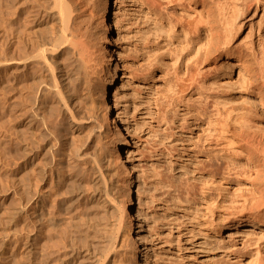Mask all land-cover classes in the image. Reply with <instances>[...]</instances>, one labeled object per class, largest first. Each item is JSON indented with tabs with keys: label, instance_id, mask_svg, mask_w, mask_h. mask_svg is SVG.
Instances as JSON below:
<instances>
[{
	"label": "bare ground",
	"instance_id": "1",
	"mask_svg": "<svg viewBox=\"0 0 264 264\" xmlns=\"http://www.w3.org/2000/svg\"><path fill=\"white\" fill-rule=\"evenodd\" d=\"M187 1L196 17L193 22H188L189 27L181 28L180 32L176 30L177 35L187 40H197L203 35L200 41L204 46L202 62L219 63L225 68L220 75L227 79L229 86L246 83L245 95L249 96L252 92L264 111V0ZM92 2L89 5V0H45L44 4L41 0H8L6 14L0 12L8 16L7 25L11 26V29L8 28L13 34L11 44L17 42L12 46L16 54L12 52L15 55L19 53L17 57L11 55L7 64L1 58L0 66L5 64L25 69L33 63L30 64L33 68L36 64L43 67L46 49L35 45L38 37L33 34L37 31L32 32L39 23L40 11L49 9L51 42L57 51L54 50L58 60L55 65L57 63L59 70L56 76L58 72L55 74L53 71L56 68L54 63L48 65L46 59L47 68L52 70L51 80L42 79L39 72L40 75L30 73L31 84L26 82L30 87L20 99L22 104H15L22 95L18 99L14 97L15 102L12 98L14 103L10 102L9 123L6 124L10 160L6 155L9 160L8 184L7 189L3 188L7 190L10 202L7 214L17 226H23V231L20 232L19 226V231L15 230L16 234L21 233L17 242L22 249L18 245L20 252L19 248L15 252L11 249L14 253L8 257V264H149L145 259L149 247L144 246L143 255L141 249L144 243L140 235L142 212L137 207L139 178L136 177L137 166L129 150L133 134L122 116L124 111H119L118 107L123 88V67L115 52L124 35L117 26V14L113 13L114 0ZM3 8L0 5V9ZM256 16H259L258 20ZM247 26L246 50L233 55L241 50L233 45V38L237 30ZM28 42L33 45L27 46ZM92 44H95L97 53L89 51ZM197 67L194 74H189L191 69H185V73L189 72L184 75L176 73L178 80L186 81L180 84L179 92L187 88L191 91L194 86L202 85L204 80L198 77ZM236 68L238 74L234 81L232 73ZM216 78L214 74L213 80ZM41 79L51 81L43 83L44 92L39 90ZM35 87L39 91L35 90L33 94ZM249 103L250 99L244 98L242 106L225 108L224 114L218 110L222 117L220 132L228 143L227 153L244 161L245 166L250 168L255 195L250 204L261 209L264 208V127H258L255 105ZM87 122L91 124L88 129L92 128L94 137L99 140L110 137L117 147L113 155L120 160V200L114 193L113 179H107L100 169L104 165L94 163L88 167L89 156L86 159L80 144L75 142V130L84 127ZM252 211L236 216L226 236L239 233L246 237L264 238V215ZM11 219L8 217L7 220ZM221 231L222 228H218L215 234L222 235ZM13 234L12 237L16 235ZM259 255L258 264H264L262 253Z\"/></svg>",
	"mask_w": 264,
	"mask_h": 264
},
{
	"label": "rangeland",
	"instance_id": "2",
	"mask_svg": "<svg viewBox=\"0 0 264 264\" xmlns=\"http://www.w3.org/2000/svg\"><path fill=\"white\" fill-rule=\"evenodd\" d=\"M7 1L0 0V5L4 7L0 9V12H6ZM41 1L45 4V0ZM187 2V0H114L112 6L113 13L117 14V20L115 19L117 26L124 35V39L118 43L115 52L117 60L122 61L123 67L121 73L123 88L118 107L119 111H124L122 116L130 133L133 134L130 140L132 146L129 150L137 166L136 177L139 178L137 207L142 212L143 220V227L140 229L142 243H144L141 247L142 255L145 254L144 246H148L149 250L145 259L149 261V264H258L259 253H262L261 258L264 257V238L246 237L239 233L226 236L236 216L252 210L255 214L264 215V208L259 209L255 204H250L255 196L249 176L250 168L245 166L244 161L227 153L228 143L220 132L222 117L218 114V110L224 114L225 108L242 106L243 99L249 98V104L255 105L256 108L255 119L258 127H264V111L257 104L258 99L252 92L249 96L245 95L246 83L229 86L227 79L220 75L225 68L219 63L202 62L204 46L200 41L203 35L197 40L192 38L187 40L182 35H177V31L180 32L181 28L189 27V21L193 22L196 17V13ZM92 3V0H89V5ZM48 10L40 11L39 23L34 26L36 29L35 31L33 29L32 34L39 32H36L38 35L36 33L33 35L38 37L35 40L42 44L39 46L40 44L36 41L35 45L42 47L40 49H46L44 55L48 58L44 56V60L47 59L48 65L50 62L54 63L56 68H53V71L55 74L58 72L57 76L59 74L57 63L55 65L58 61L57 51L53 49L52 20L51 17L49 18ZM2 13H0L1 24H3L2 27L0 26V52L3 53H0V59L2 58L3 63L7 64V59L16 54L12 46L17 42H13L14 45L11 44L10 39L13 41V34L10 33L12 30H9L11 26L7 25L9 21L8 16H5L6 13ZM258 18L259 16H256L255 19L258 20ZM248 30L249 26L237 30L233 45L240 47L241 50H237L233 55L246 50L244 40ZM30 45L33 44L28 42L27 46ZM92 45L89 51L97 53L95 44ZM7 52H10V55ZM17 55H19L18 52ZM45 61L43 67L41 64L40 66L36 64L37 68L36 66L33 68L30 65L33 63H29L32 68L28 65L25 69L18 67L20 70L5 64H3L5 67L0 66V122L2 121L0 151L3 149L1 152H4V154L0 152L2 156L0 157V176H2L0 177V211L2 213H0V232H3L0 234V243L2 241L0 264H8V257L19 247L22 249L18 242L23 226L20 228L18 225L21 233L16 234V231H19L18 226L7 214L10 206L6 192L10 160L9 146H7L9 138L6 136L8 129L6 124L9 123L8 115L10 116L9 106L11 107L10 102L14 103L15 98L18 99L20 95L22 98H19L18 103L15 102V104L18 106L22 104L21 100L29 91L27 89L30 86L27 87V83L31 84L29 77L32 73H40L42 79L46 77V80L49 78L51 80L52 70L47 68V61ZM197 66L199 67L198 77L204 80L201 82L202 85L194 86L191 91L187 88L179 92L180 84L186 81L178 80L176 73L184 75L185 69H191L192 72L188 71L189 74H194V68ZM214 74L217 78L213 80ZM237 74L236 68L232 73V80L237 79ZM10 76H15L16 79ZM10 78L14 81L10 82ZM17 79L21 83L17 82ZM46 80L40 83L51 82L48 80L47 83ZM42 84L39 90L43 89L44 92L45 85L42 86ZM37 87L33 90V94L35 90H38ZM24 89L25 91H22ZM12 98L14 102L11 101ZM95 113L97 114V110ZM90 125L87 122L84 127L75 130V142L80 144L83 156L86 159L89 156L88 167L95 164L104 165L99 168L107 179H113L114 193L117 200H120L122 198L120 160L113 155V150L117 147L110 137L105 140L94 137L92 128L88 129ZM6 155L9 160L5 158ZM99 162L102 163L99 164ZM7 216L11 219L10 221L7 220ZM12 228L14 229L11 230ZM218 228H222V235L215 234ZM12 234H16V239H14L15 236L12 237ZM4 242L5 245H3ZM6 246H9V249ZM11 249H15L14 252Z\"/></svg>",
	"mask_w": 264,
	"mask_h": 264
}]
</instances>
